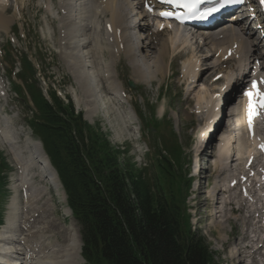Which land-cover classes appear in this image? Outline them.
I'll return each instance as SVG.
<instances>
[{"label": "bare ground", "instance_id": "6f19581e", "mask_svg": "<svg viewBox=\"0 0 264 264\" xmlns=\"http://www.w3.org/2000/svg\"><path fill=\"white\" fill-rule=\"evenodd\" d=\"M14 1L18 4L19 0ZM87 1L89 4L92 0ZM123 1L127 2L128 0L92 1L95 5L93 15L95 13V15L100 14L102 17L106 16L108 19L106 24H110L112 29V34H106V40L109 44L103 47L100 37L96 34L99 24L90 19L91 15L88 14V11L83 9L85 12L81 14V17L75 18L73 11L75 1L59 0L60 8L64 11L59 25L61 35L59 47L62 59L66 62L69 69L76 73V83L81 86V91L84 93L85 111L88 114L96 113L97 101L102 100L100 96L96 95V83H99L101 93L105 99H108L110 95L108 100L114 101L118 95H121L122 90L120 86L116 85L117 77L111 70V66L115 64L114 58L116 56L119 57L118 54L120 53L125 54L127 60L130 61L137 78L147 83L148 80L164 77L166 69L169 67L167 65L168 61L181 56L187 55L191 60L196 59L192 63V67L184 74L185 81L193 80L195 82L199 76H203L209 69H219L226 59L234 61L238 65L239 73L241 70L250 67L252 57L256 56L258 52V48L254 45V42L249 41V38L243 33V25H239L241 22H238L236 18L229 20V22L224 23L218 29L209 31L206 34L181 32L183 28L177 27L169 31L166 27L167 24L163 29H160L164 24L159 22H157L155 30L151 31L149 22L147 23L146 21L144 23V20L148 19L149 16L142 10V0H134L135 6L133 7L139 10L136 13L139 21L137 23L134 22L130 27L127 25ZM8 5L9 2L4 3L3 0H0V31L5 33L13 22L12 16H6L9 10ZM88 7L90 8V6ZM129 30L133 31V36H130ZM139 33L147 35L141 37ZM160 37H164V39H161L159 43L157 42L159 46L157 48L158 53L156 54L157 60H155V66L151 67L149 64V59L152 58L150 48L153 45L151 46V42ZM199 39L202 41L197 45ZM194 40L197 42L193 43ZM208 44L210 45L208 55L205 54L203 57L201 55L197 58V54H201L203 46ZM91 45H93V50L91 49L92 56L90 59L93 58L94 62L83 61L80 51L88 49ZM120 45L123 46L122 50H120ZM144 48L148 52L145 57L141 53ZM104 49L109 58L107 62H102V57H100ZM202 53H204V50ZM90 54L87 55L90 56ZM216 54L217 58L210 67L209 65H205V68H200V61L204 60V62H207ZM99 62L103 65L102 72L98 67ZM219 73H222L221 69ZM225 77L232 79L231 77H234V75L231 72H226ZM232 81L234 80L232 79ZM103 85L107 89L106 93H104ZM232 92L237 95L240 93V89L233 87L230 95ZM78 101L80 100L78 99ZM237 108L239 109V106ZM125 115L127 119H130L131 112H127ZM245 115V111L240 105V112H238L236 118L240 119L241 122L237 121L242 129L239 130L238 137L239 133L242 132L244 145L236 153L238 155L239 152H242L244 153L243 155L247 156L246 159H248L253 154L254 146L258 141L255 137L247 139L244 135L243 122H245ZM10 121L6 116L4 117L0 114V144L9 154L11 163L12 165L14 164L13 167L15 166L14 169L18 177L19 187L14 184V186H11L13 196L7 207L4 224L0 227V264H83L79 256L81 245L75 224L72 222V225H68V227L62 226L59 228L57 220L50 214L51 207L53 206L50 190L54 191L56 195H60V189L62 190L55 171L44 154L42 146L27 134L23 135V139H21L22 134L15 131L14 125ZM134 130L137 132V129ZM259 131H256L257 135H262L264 139V128L259 129ZM232 139V135L226 136L221 149H219V157L216 162L219 180L208 194L210 198L214 199L216 197L218 211L215 215V220L218 223L220 222L218 227L222 232L225 230L223 223H230V215L237 225L242 226V232H240L241 239H238L239 242L237 244L240 247L235 246L236 251L232 252V255L236 256V259H240L239 256L241 254L238 250L242 245L249 242L252 246L250 244L248 246L244 245L243 251L246 252V247H249L250 256L253 259L251 263L250 260L248 263L246 255L244 264H256L254 259L261 248L254 250L252 248L260 243L264 244V241H260L258 237L259 233L260 236L264 234V230L257 228L253 224H264L260 221L264 217V208L258 206L257 200L254 203H246L249 196L254 194L253 190H250L246 198H235V187H232L229 183L235 180L237 176L242 175V173L239 174L237 172L234 177L235 166L238 164L235 161L237 160H230V166L228 167V160L231 159L229 156L231 152L229 145ZM238 140L239 138H237V142ZM220 152H225L226 155H221ZM227 152L229 157H227ZM199 153L201 155L202 151H199ZM246 159L243 167L248 172L247 165L245 164ZM243 167L241 170H243ZM33 170L37 171L33 172ZM227 172H234L230 175L232 176L231 178L226 176ZM35 179H39L41 183H45V186H36L34 184ZM251 198L254 199V196H251ZM233 206L235 207L233 208ZM225 207H230L228 214L225 211ZM67 212L70 217L69 210ZM215 228L217 229V225H215ZM56 237L60 238V242L55 239ZM226 237L227 235H224L219 239L223 240ZM262 264H264V255L262 256Z\"/></svg>", "mask_w": 264, "mask_h": 264}, {"label": "rangeland", "instance_id": "374dc122", "mask_svg": "<svg viewBox=\"0 0 264 264\" xmlns=\"http://www.w3.org/2000/svg\"><path fill=\"white\" fill-rule=\"evenodd\" d=\"M21 1H22V8L24 9V11L20 12L15 7H11L8 10L9 12H7L8 13L7 16L9 17L13 16L14 21L9 26L10 29L7 30L6 33L0 31V52H1L0 64L3 68V70H1V74L3 75V81L6 85L5 91L7 92V95L5 97H0V112L2 113V115H6L9 121L11 119L10 123L13 121L16 128L21 129L25 134L30 135L34 141H37V139H35L32 136L29 127L24 122L25 115L21 107V101L15 96V94L13 93V89L11 88V83L20 84L18 77L17 76H16L17 78L14 77V74H16L18 69L20 68L19 59L21 55L23 56L25 54L29 57L35 69L37 70V76L39 77V79L42 78L44 79L45 85L42 84V87H44L45 89L47 88L54 89L56 92H58V94L61 95L62 99L67 97L70 98L74 104L75 109H77L78 111H83L84 117L86 116V119H88V121L92 125H100L102 130L105 133H107V136L109 140L113 143V145L117 147L128 146L131 155L136 154V152L140 150V148L142 147L144 151H146V158L148 163H150L151 160L150 147L147 144V142H145V139L141 137L139 130H138V134H134V132L136 131L132 130V126L136 125L138 129L139 128L145 129L144 127L147 126L146 124L147 122L150 121L151 123H156L153 120H150V110L152 107H154L156 121L161 120V122L163 123L162 126L165 127L162 128L163 135L165 137H168V134L170 133L168 131V127L169 125H173L174 131L176 133L178 140L181 143V146L183 147L184 153L191 162L190 176L194 177V182L191 188V196L188 199V207L191 213V223L193 229L199 230L206 239L209 250L212 253L213 260L215 263L244 264L247 255V251L246 252L243 251L245 244L242 245L241 248L238 250L241 254L239 256L240 259L239 258L236 259V256L232 255L236 251L235 246L238 248L240 247L237 246V244L239 242L238 239H241L240 232H242V230L238 227L236 223L232 222L229 223L231 225L223 223V225L225 226V230L222 232L218 227L219 226L218 224H220V222L218 223V221L215 220L216 218L214 217V214L215 215L217 214V210L215 205H212L211 198H209V196H200L199 194L202 191L199 188V186L203 183V181L201 178H198V176H196V174L200 175V173H198L199 171L198 166L199 167L204 166L205 161H207L208 164L210 165L213 164V166L211 165L209 167V170L207 172V177L211 176V178H213L214 176L215 178L216 174H215L214 164L215 162H217L215 161L217 150H212V148L215 149L220 148L219 145H221V142L224 140L223 133H226V135L234 133L233 137L238 138L239 124L237 121L239 120L240 122V119L231 117L230 110L226 109L225 112L229 117L224 119L223 125H221V128H219L218 130L219 132L211 136L210 139L211 152L203 151L202 156L199 157V159L196 158L197 150H198V146H197L198 134L200 132V125L204 119L198 114H196L198 116L196 115L190 116L189 112L190 113L192 112L193 110L192 108L197 102L201 103L202 100L208 97V95H206L207 91L212 90L211 88L214 86L212 84H206V83L202 84L203 81H200L202 79V76L201 77L199 76V78L196 80L199 81V84H197V88H195L196 81L194 82L193 80H191L192 82L190 84L193 83L191 90L194 89L195 90L189 95L187 92L188 89L190 88L189 86L186 85L180 88L181 76L179 73V67L183 63H187V58H183L185 56L188 57L187 55L183 57L182 56L179 57L181 58L179 60H176L177 59L176 58L168 61L167 65L169 67H167L166 72L168 71L169 68H171L170 72L174 74L173 77L167 78V75L169 74L168 73L167 75H165L166 77L165 76L162 78L157 77L153 81L148 80L147 83L146 81H140V79H138L137 76H135L136 74L133 72L134 68H132L133 67L131 66L132 64L130 65L129 63L130 61H128L125 58V56L121 55L119 60L118 59L116 60V65L114 69L119 75V78L122 80L124 89L126 93L129 95V97L125 99L123 102L122 101L117 102L118 108L120 109L119 112H117L115 110L116 109L115 103L114 102L112 103L111 100H108L109 98L108 99L104 98V95L101 93L99 83H96L95 85L96 95H98V97L100 96V99L102 98V100L97 101L96 104L97 110H95L96 113H94L93 115L90 114L92 116H89L87 112H84L86 104L83 100L84 93L81 91L82 88L80 89L78 87L75 78L72 74V71L69 69L67 64L62 60L59 54L60 48L58 47L59 32H58V20H57L59 19L57 18L59 12L58 0H54L53 7L51 6L52 12L54 13L52 14V17H49L50 13L42 9V6L41 4H39L38 0H21ZM74 1L76 3L75 7L79 13L82 12V9L85 6L87 7L88 4L87 0H78L79 2L77 0ZM92 1L94 2L95 0ZM128 2L129 3L123 2L125 3V9L127 12H130L129 13L130 17L133 16L132 18H134V21H137L138 18L134 16V12L131 13V8H128V6L129 7L133 6L132 4L134 3V1L128 0ZM93 5L94 3L88 4V6L90 7H92ZM132 18H130V20ZM12 25L13 27H11ZM152 29L154 28L152 27ZM129 33L130 36H132L131 31H129ZM99 34H102V31H100ZM140 34L141 33H139V35ZM142 34L141 36L144 37L145 35H147V34H143V35ZM161 39H164V37L160 38L159 40L157 38L156 40H153V42H151V46L153 45L150 48L152 58L149 59V64L151 65V67L155 66L154 65L156 62L155 60H157L156 54L158 53L157 48H159L158 43L161 41ZM251 40H253V38H251ZM195 42L197 41L194 40L193 43ZM198 43L199 42H197V45ZM91 49L92 46H89L88 49L80 51L83 61H91V62L94 61L93 58L90 59L91 55L90 56L87 55L90 53ZM208 49H209L208 46L206 47L203 46L202 51L204 50V52L207 53ZM202 51L200 53H202ZM5 52L7 53V55L4 54ZM141 53L145 57L148 52L144 48L141 51ZM172 63L173 65L171 66ZM192 65L193 64L190 63L189 69L192 67ZM230 66H232V64ZM12 71L14 72L11 73ZM209 71L210 74L207 77H211L214 73H217V72H213L212 69ZM10 73L13 76L12 79L13 82H10L9 79ZM129 81H131L135 85V89H131L128 87ZM166 87H167V91L164 99L160 98L159 100L158 97L161 96V94L163 93V89ZM200 87L206 88V89L203 88L204 90L203 93H200L201 92ZM105 91L104 93H106ZM79 97L81 98L80 101L82 100L85 106L82 102L80 101L78 102L77 99ZM126 108L133 109L134 111L133 122H132V117H130V119H127L125 115L126 121L123 123L124 121L122 120L124 116L123 111ZM137 112L143 114L144 118L142 120L138 118ZM163 115L166 116L162 120L161 118L163 117ZM132 123H134V125L129 126V124ZM16 128L15 131L22 134ZM146 135L148 136V134ZM20 138L23 139V135H21ZM236 138H234V140H236ZM213 139H215V142ZM212 140L214 143L213 146H212ZM234 140H232L231 145L234 146L233 148H238L239 146L237 143H234ZM150 143H152V141H150ZM238 143H240L241 146L244 145V139L242 137L239 138ZM1 151L5 153L4 155L8 154L7 151L3 149L2 145L0 144V152ZM220 153L221 155L224 156L226 155L225 152H220ZM239 153L238 155H236L237 161H235V163L238 162V164H236V166L234 165L235 173L234 172H230V173L227 172L228 174L226 173V176L229 178L232 177L230 175L233 173H234V177L236 176L237 172L241 174L238 167L242 162V156L244 153L242 152ZM227 157H229L228 152H227ZM231 159H232V153H231ZM8 160L11 163L9 156L7 158V161ZM148 166H150V164H148ZM229 166H230V162L228 163V167ZM13 169L12 170L8 169L7 171L9 183L6 186L8 192L3 200L4 219H5L7 207L13 196V190L11 189L12 188L11 186L17 185L19 187V182L17 181L18 177ZM34 171L37 170H33V172ZM39 182H40L39 179L34 180V184L36 186L39 185H40L39 187H43V185L45 186V183H41V182L39 183ZM210 189H213L211 183H210ZM50 195L52 197V205H53L51 207L50 214H52L54 218L57 220L56 222L59 225V228H61L62 226L68 227V225L69 226L72 225V222L74 224L75 221L72 219V217L70 221L68 212L66 213L67 210L64 203L65 199L63 198L64 194L62 190L60 189V195H56L54 191L50 190ZM75 225L79 234L80 232L79 226L77 225V223H75ZM215 225H217L218 230L215 228ZM224 235H227V241L225 242L224 240L226 238H224L223 240L219 239ZM55 239L60 242V238L56 237Z\"/></svg>", "mask_w": 264, "mask_h": 264}, {"label": "trees", "instance_id": "16d2710c", "mask_svg": "<svg viewBox=\"0 0 264 264\" xmlns=\"http://www.w3.org/2000/svg\"><path fill=\"white\" fill-rule=\"evenodd\" d=\"M30 93L36 114L29 126L58 173L88 263L215 264L204 240L189 228L187 180L174 166L179 149L172 153L165 146L173 164L163 156L154 174L139 170L127 151L114 149L97 126L75 115L70 102L51 93L49 104L38 90ZM6 170L0 153V224Z\"/></svg>", "mask_w": 264, "mask_h": 264}, {"label": "snow or ice", "instance_id": "6c2138e0", "mask_svg": "<svg viewBox=\"0 0 264 264\" xmlns=\"http://www.w3.org/2000/svg\"><path fill=\"white\" fill-rule=\"evenodd\" d=\"M169 3L178 4L180 7L186 8L190 13L195 14L197 7L199 4L203 3L204 0H168ZM214 11H218V9L212 8L209 9L206 13L201 14L200 18H206L211 15ZM162 16L168 17L172 14L170 12H162ZM252 89L254 91L246 93L249 97V127L252 126V117L256 114V108H264V92L259 90L258 84L253 82ZM262 150H264V145L261 146Z\"/></svg>", "mask_w": 264, "mask_h": 264}]
</instances>
